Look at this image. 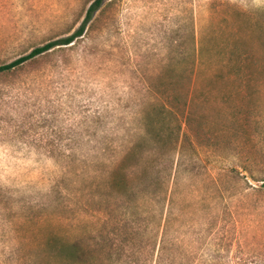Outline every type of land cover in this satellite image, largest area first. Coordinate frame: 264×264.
Instances as JSON below:
<instances>
[{
    "label": "rangeland",
    "instance_id": "1",
    "mask_svg": "<svg viewBox=\"0 0 264 264\" xmlns=\"http://www.w3.org/2000/svg\"><path fill=\"white\" fill-rule=\"evenodd\" d=\"M93 1L0 0V66ZM263 181L264 0H106L0 73V264H264Z\"/></svg>",
    "mask_w": 264,
    "mask_h": 264
},
{
    "label": "trees",
    "instance_id": "2",
    "mask_svg": "<svg viewBox=\"0 0 264 264\" xmlns=\"http://www.w3.org/2000/svg\"><path fill=\"white\" fill-rule=\"evenodd\" d=\"M105 1L106 0H94L88 8L83 22L73 33H71V34H69L63 38H59L57 40L50 41L41 47L34 48L26 56H22V57L16 59L15 61H13L9 64H5V65L0 66V73L11 71L12 69L22 65L23 63L41 55V54H44V53H46L52 49H55L57 47L68 46V45L72 44L76 39L83 36L85 29H86L88 23L91 21L94 13L97 12L103 6ZM133 151H134V149L131 151V153H133ZM261 188L264 191V181L261 185ZM68 252H69V250H68ZM70 253L72 255H76L78 253V249H77L76 244L70 245Z\"/></svg>",
    "mask_w": 264,
    "mask_h": 264
}]
</instances>
